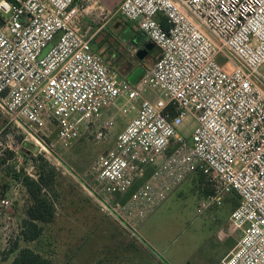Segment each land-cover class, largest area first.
<instances>
[{"label":"built area","instance_id":"built-area-1","mask_svg":"<svg viewBox=\"0 0 264 264\" xmlns=\"http://www.w3.org/2000/svg\"><path fill=\"white\" fill-rule=\"evenodd\" d=\"M118 13L158 51L135 85L91 49L101 28L83 27L86 8L75 0H0V117L50 154L49 126L65 146L103 118L101 131L111 129L107 112L122 100L117 112L133 116L91 166L86 192L107 210L106 199L131 188L174 144L143 197L154 207L200 172L212 189L202 210L230 193L239 198L226 234L238 239L219 264H264V0H122ZM145 90L163 98L151 101ZM190 118L185 138L179 129ZM7 138L0 156L20 148ZM10 205L0 199V209ZM127 209L108 212L122 221Z\"/></svg>","mask_w":264,"mask_h":264},{"label":"rangeland","instance_id":"rangeland-1","mask_svg":"<svg viewBox=\"0 0 264 264\" xmlns=\"http://www.w3.org/2000/svg\"><path fill=\"white\" fill-rule=\"evenodd\" d=\"M120 3L121 0H84L82 3L76 0L78 6L89 8L83 27L90 26L93 31L102 27L97 36L104 32L108 47L119 54L110 67L123 75L138 62L136 55L131 53L136 48L130 41L135 34L131 29L133 23L119 15ZM92 46L101 47L95 42ZM97 52L101 53L100 50ZM155 58L156 54L148 57L144 65L150 68ZM216 62L223 64L220 57ZM143 96L151 101L163 98L150 90H145ZM121 105L122 100H117L109 110L114 120L111 129L101 131L105 122L103 118L102 124L90 128L65 146L57 144L56 127L49 126L48 134L45 131L48 135L45 143L53 146L48 150L50 154L43 151L33 153L32 147L35 146L27 143L25 147L23 135L0 117V152L8 144L10 134L13 144L20 146L16 153L6 148L4 155L0 156V199L11 201L8 209H0V264L11 263L15 253L7 254L9 247L5 243L9 241L11 246L16 240L20 248L27 247L41 253L50 259L51 264H219L226 249L236 244L238 235H226L227 217L233 209H229V198L233 193L227 195L220 205L202 210L199 204L205 200V188H211V184L206 178L204 184L201 183L200 172L187 177L154 207L143 197L144 186L151 183V175L139 182L146 171L122 195L106 199L107 210L86 192L81 183L90 178L91 166L98 156L113 147L118 133L133 116L118 113L117 108ZM194 127L190 118L179 132L189 138ZM99 131L103 136L98 139ZM37 157L56 172L53 194L50 195L56 214L51 224L42 225L43 234L37 243H24L19 239V231L30 200L12 174L19 172L35 179L33 160ZM124 206L131 210L123 213L122 221L108 212Z\"/></svg>","mask_w":264,"mask_h":264},{"label":"trees","instance_id":"trees-1","mask_svg":"<svg viewBox=\"0 0 264 264\" xmlns=\"http://www.w3.org/2000/svg\"><path fill=\"white\" fill-rule=\"evenodd\" d=\"M139 35H141V33L137 32L136 35L131 37L130 41L133 43L135 38ZM157 52V49L154 47L147 53L146 57L152 58L155 54L157 56ZM146 57L143 61L136 58L138 64L142 65L145 69H147L146 65H144ZM171 115H174L172 110ZM52 136L54 137V134ZM27 146L28 144H25V147ZM174 147V144L171 145L163 157L149 165L146 168V172L143 176L144 178L139 182L146 180V178H148L161 165L165 157L174 150ZM27 150L30 151V149ZM33 161L35 167L33 172L36 177L35 179L19 172H13L12 174L13 179L19 182L25 189L30 200V204L25 210L26 218L21 222L19 231V239L24 243H37L43 234L42 225L51 224L56 214L53 200L50 197V195L53 194V181L56 172L40 157L34 158ZM204 180L205 177L201 174L202 184H204ZM136 186H139V184L137 183ZM204 193L205 196L211 195L212 189L205 188ZM229 199V209L233 208V211L239 204V198L236 193H233ZM6 253H15L10 264H51L50 259L41 253L27 247L20 248L18 240L14 241L11 246H9Z\"/></svg>","mask_w":264,"mask_h":264},{"label":"crops","instance_id":"crops-1","mask_svg":"<svg viewBox=\"0 0 264 264\" xmlns=\"http://www.w3.org/2000/svg\"><path fill=\"white\" fill-rule=\"evenodd\" d=\"M80 0H78V2H79ZM89 1V0H88ZM121 2H122V0H121ZM75 3H76V1H75ZM86 8V10H88L89 8L88 7H85ZM102 28V27H101ZM131 29H133V31L135 32V34L134 35H136V33L137 32H139L138 30H137V28H136V26L133 24V26L131 27ZM101 30V29H100ZM99 30V31H100ZM98 31V32H99ZM98 32H97V34H98ZM97 34L95 35V37H94V39L92 40V42H91V49L94 51V52H96V53H99V52H97V50H100V52L101 53H99L102 57H103V59L106 61V62H109L110 63V65H111V62H113L114 60H116V58H117V56L119 55L117 52H116V50L115 49H113V48H109L108 47V45H107V43H106V41L104 40V38H105V34H104V32H102L101 33V35H98L97 36ZM145 38V37H144ZM96 40H98V42H96ZM147 40H143L142 39V41L139 43V44H134V42H133V44L136 46V48L139 50L142 46H143V44L146 42ZM98 43L99 44V46H101V47H99V48H95V47H93L92 46V44L93 43ZM102 44V45H101ZM116 52V53H115ZM105 54V55H104ZM111 55V56H110ZM147 56V55H146ZM157 56H158V52H157ZM157 56H156V58H157ZM148 57H146V59H147ZM156 58H155V60H156ZM145 59V60H146ZM140 66H142V65H140V64H137V65H134V66H132L125 74H120V76L122 77V78H125L126 80H127V77L137 68V67H140ZM143 67V66H142ZM148 69V68H147ZM146 69V70H147ZM111 114V111H109V112H107V115L108 114ZM122 131V130H121ZM120 133V132H119ZM118 133V134H119ZM25 144H27V143H25ZM24 144V145H25ZM229 217V216H228ZM228 217H227V219H228ZM228 221V220H227ZM217 235H218V232H217ZM219 238V237H218ZM220 239V238H219ZM237 239H238V237H237ZM235 246V245H234ZM234 246L231 244V246L228 248V249H226V251L223 253V255L220 257V258H223L231 249H233L234 248Z\"/></svg>","mask_w":264,"mask_h":264},{"label":"water","instance_id":"water-1","mask_svg":"<svg viewBox=\"0 0 264 264\" xmlns=\"http://www.w3.org/2000/svg\"><path fill=\"white\" fill-rule=\"evenodd\" d=\"M76 1V0H75ZM144 38L143 34L137 36L134 40V44H139L142 39ZM96 42H98V40H96ZM154 48V45L150 42V41H146L143 46L137 51L136 53V58L140 61H143L144 58L146 57L147 53ZM146 72V69L142 66L137 67L128 77H127V81L129 84L131 85H135L136 82L142 77L144 76ZM30 144V143H28ZM33 153H37V148L36 147H32Z\"/></svg>","mask_w":264,"mask_h":264}]
</instances>
